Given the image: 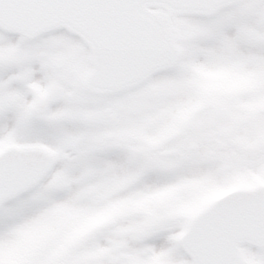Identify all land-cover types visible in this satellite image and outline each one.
<instances>
[{
  "label": "snow or ice",
  "instance_id": "snow-or-ice-1",
  "mask_svg": "<svg viewBox=\"0 0 264 264\" xmlns=\"http://www.w3.org/2000/svg\"><path fill=\"white\" fill-rule=\"evenodd\" d=\"M0 264H264V0H0Z\"/></svg>",
  "mask_w": 264,
  "mask_h": 264
}]
</instances>
